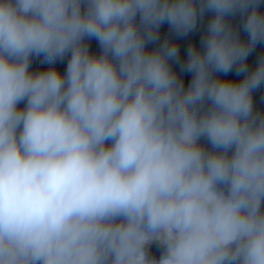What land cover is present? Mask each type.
<instances>
[{"label": "clouds", "instance_id": "9594fccd", "mask_svg": "<svg viewBox=\"0 0 264 264\" xmlns=\"http://www.w3.org/2000/svg\"><path fill=\"white\" fill-rule=\"evenodd\" d=\"M261 3L0 0V264H264Z\"/></svg>", "mask_w": 264, "mask_h": 264}, {"label": "trees", "instance_id": "16d2710c", "mask_svg": "<svg viewBox=\"0 0 264 264\" xmlns=\"http://www.w3.org/2000/svg\"><path fill=\"white\" fill-rule=\"evenodd\" d=\"M260 10L264 11V3H261ZM210 15H211V13H206L203 20L198 21L197 30L193 33H190L187 37H176V36L172 35L169 26L165 23L164 25L161 26V29H160L161 38H163L164 36L167 35V36H169V38L176 40L179 47H180L181 57H182V59H184V58H186V51H185L186 46L189 42L195 43L196 46L199 47L200 36L206 30L207 22H208V19L210 18ZM231 23L233 24L234 27L239 26V24H240L239 16L232 17ZM240 36L242 39H245V40L247 39V35H246V33H244L242 28H240ZM89 45H90V51H92L96 54L99 53V51H100L99 46L94 39L89 41ZM147 47L149 49H151V48L155 47V45H148ZM260 55H264V44H258L256 49L249 55V57H248L249 65L255 66V64L257 63V58ZM66 62H67L66 59L64 62H57L55 64V67L61 73H63L66 69ZM47 67H49V65L44 62L42 57L39 59L33 60V63H32V69L33 70H39L41 68H47ZM173 68L175 71H177V73L179 75H181L183 77L185 83L187 84V82L190 80V74L180 73L179 65H176L174 63H173ZM227 78L239 80L242 77H238L235 75V72H232V73L228 74ZM253 96H254V102H255L257 109L264 112V86H262L260 89L256 90L253 93ZM202 143H206V142L202 141Z\"/></svg>", "mask_w": 264, "mask_h": 264}]
</instances>
